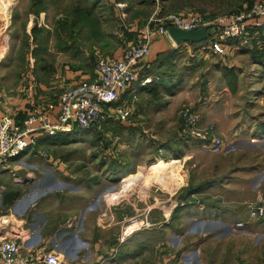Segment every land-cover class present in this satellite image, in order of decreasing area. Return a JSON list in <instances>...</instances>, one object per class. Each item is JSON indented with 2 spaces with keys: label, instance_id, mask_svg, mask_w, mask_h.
I'll return each mask as SVG.
<instances>
[{
  "label": "rangeland",
  "instance_id": "1",
  "mask_svg": "<svg viewBox=\"0 0 264 264\" xmlns=\"http://www.w3.org/2000/svg\"><path fill=\"white\" fill-rule=\"evenodd\" d=\"M117 1L125 4L129 0ZM255 1L261 0H184L182 2L187 4L186 8L177 11L174 6L180 2L170 4V9L166 0H130L129 3L137 8L136 14L147 15L146 18L153 14L162 16L185 10H194L206 18H213L246 10ZM124 4L113 6L108 4V0H0L1 96L17 98L22 95L20 88L27 82L36 84L37 80L44 81L39 76L47 75L55 71V68L68 69V60L72 57L70 51L80 44L87 45L94 41L93 46L98 48L96 43L101 41V46H106L103 50L106 53L113 52L122 44L124 47L129 39L132 40V36L135 38L137 35L132 32L136 24H129V12ZM205 45L197 48L200 50L196 55L176 50L174 63L171 65L169 62L166 69L171 70L169 80L172 79L170 84L174 91L166 93L164 97L151 94V100H146L149 104L153 102L150 107L162 102L164 107L166 101H169L164 119L152 121L146 117L139 119L130 116L124 121L127 127L111 121L105 125L101 122L88 130L76 128L70 137L61 139L57 144L44 143L38 146L41 154L32 156L29 164L16 163L17 167H14V163H11L10 167H0V215L4 211V205L1 204L3 195L13 190H18L23 196L53 191L74 195L79 191L78 194L87 196V200L91 199L84 212L96 206L100 214L105 208V202L96 194L98 191H91L94 183L112 180L121 170H129L135 165L137 154L156 149L168 158L158 160L153 165L173 159H178L179 163L166 167L163 165L161 167L164 168L151 172L149 178V166L136 170L145 175L139 176L142 177L139 183L130 182L136 189L115 206L118 215L109 222L111 226L105 235L97 234L100 240L116 242L122 238L124 243L129 242L134 232L138 231L130 234L137 226L133 225L124 234L133 218L147 220L148 226H141L139 230L151 229L163 224L164 209L166 213L178 207L194 209L203 205H216L230 208L233 213L240 215L234 225L238 221L244 223L242 228L247 233H242L245 238L241 239L248 242L249 246L246 255H231L225 244L234 243L230 241L234 237L223 238L219 233L222 242L214 250L220 253L218 264H264V246L254 244L256 239L264 241V234L258 232L264 217L259 220L250 219L246 213L249 204L264 200V74L260 72L262 68L254 64L251 54L243 49H235L219 57L212 54ZM227 64L234 65L229 76L222 71ZM153 81L157 82L154 77ZM227 85L234 88L230 86V94L226 92ZM184 106H190L196 113L206 108L209 112H218L221 117L230 114V119L219 123L222 129L219 135L229 144L222 153H204L196 146V142L185 138L182 123L178 120ZM198 123L202 127L206 125L204 121ZM155 132L164 136L169 144L185 145L184 142H190L188 145L191 148H187L190 151H185L184 146L178 152L161 150L162 146L154 143L157 139L152 138ZM120 143H127L131 148L135 146L138 152L130 151L135 160L127 157V152L117 154L120 160L117 169L109 162L111 155L105 156L103 150L108 146L110 153L106 151V154L114 152L116 155V147ZM50 156L65 164L59 168L53 164L54 160ZM141 160L138 159L137 163ZM179 175L182 176L181 185ZM154 179L159 182H154ZM120 187L114 188L116 190L113 192H118ZM109 189L112 190V186L108 185L104 191ZM145 208H152L146 218L143 212ZM77 209H73V214L77 213ZM231 218L234 219L233 216ZM77 219L71 228L65 225L67 219L63 220L58 236H61L63 229L76 230L74 233L80 231ZM233 231L240 233L243 229Z\"/></svg>",
  "mask_w": 264,
  "mask_h": 264
},
{
  "label": "crops",
  "instance_id": "2",
  "mask_svg": "<svg viewBox=\"0 0 264 264\" xmlns=\"http://www.w3.org/2000/svg\"><path fill=\"white\" fill-rule=\"evenodd\" d=\"M129 1L125 2L124 0V4L122 3L123 1L108 0V4L113 6H119L117 3L125 5L126 10L129 12L127 13V17L129 16L130 19L129 24H136V28L135 30L132 29V32L137 34L144 26V22L147 21L148 17L146 18L147 15L136 14L137 8L132 7ZM182 1L184 0H166L168 8L173 2H180L176 3L177 5L174 6L176 7V11L179 10V8H186L187 4ZM170 11H173V9ZM135 38L132 36V40L129 39L128 43L125 42L126 44L124 47L132 43ZM100 42L101 41H98L99 44L96 43L99 46L98 48L93 46V43H95L94 41H92V43L88 42L87 45L80 44L78 48L73 47V50L70 51L72 57L68 60L70 62L68 69L61 70L55 68V71L47 75L42 74V76H39L44 81L37 80L36 84H33L34 100L36 102L53 101L67 86L79 82H90L95 80L94 65L97 58L99 56L118 58L125 49L122 47L124 44H122L120 48H115L113 52L106 53L103 51L106 46H101ZM199 47L202 46L196 47L188 42L175 44L166 36L156 38L151 45L149 56L138 66L139 76L137 81L130 84L120 95L117 104L133 102L131 118L137 117L141 119L146 117L152 121L164 119L166 117V104H168L169 101H166L164 107L162 105L163 102L159 105L155 104V106L150 107V104L153 103H148L151 100V94H158L156 95L158 97H164L166 93L171 94L174 90L172 88L173 86L170 84L172 79L169 80V76L172 74L170 72L171 70L166 69L169 67V62L171 65L174 63L173 60L177 54L176 50L179 52L185 50L188 55H196L200 50L197 49ZM241 49L249 53V51L244 48ZM225 66L234 68L233 64H227ZM258 68L262 67L258 65ZM260 72L264 74L263 69H261ZM153 77L157 82L153 81ZM146 78H149L150 82L142 85L141 81ZM154 83H156V85ZM229 88L230 86L228 85L225 88L228 94H230ZM57 90L60 91L56 92ZM38 91L41 93L38 94ZM205 109L206 108L197 112L199 121H204L206 124L212 123L216 127V133L218 132L217 134H219L220 131H222L221 127H219L220 121H225L228 118L230 119V114H224V117H221L218 112H209ZM29 110V102L24 98L23 94L19 95L17 98H6L4 95L1 96L0 93V116L9 115L17 124L21 125ZM112 119V117L106 116L101 122L105 125L111 121H117L122 127H127L124 121L115 118V120ZM178 120L181 121L180 115H178ZM75 129L76 128L69 131L57 132L54 135L40 133L37 136L38 146L52 142L51 140L55 137L60 139L68 138L70 134H73ZM152 138L157 139L154 142L155 145H161V150L163 149L170 153L174 150L178 152V149L183 146L186 148L185 151H190V149L187 148H191L189 147L190 144L188 145V143H190L188 141L184 142L185 145L177 143L169 144L167 143L169 141L165 139L164 136H160L156 132L152 134ZM60 141L62 140H59V142ZM191 141L196 142V146L200 147L201 141ZM57 143L58 142H56V144ZM105 148L106 149L103 150L105 153L104 155H111L109 162L115 168L117 167V169L119 168L120 160L116 156H118L117 154L120 152H127V157H131L132 160L136 158L142 160L140 163H137L138 159H136L135 165L129 170L125 167L126 170H121L120 173H117L116 177L114 176L113 179L110 180L112 182L107 181L108 183H104L102 180L94 183L91 191H98L96 194L105 202V208L100 214H98L96 206L84 212L91 199L87 200V196L83 197L78 194L79 191L75 192L76 194L74 195L69 193L60 194L56 193L57 191H53L47 193H33V196L28 194L23 196L18 190H13L12 193H5L1 200V204L4 205V211L2 215H0V220H2L0 223V240H14L23 249H32L37 255L41 252L55 251L59 256L60 264H218L217 261L218 257H220V253L217 251L214 252V250L218 249L221 245L220 243L222 241H220V235H218L220 233L223 238L234 237V240H230L234 241V243L226 242L225 244L226 249L230 250L229 253L231 255H246L249 249L248 242L241 239L245 238L243 237L245 234L242 233H247V231H245L246 229L242 228V232L234 233L235 231H233L232 228L234 227V222L240 218V215L233 213L230 208H221L216 205H203L194 209L178 207L166 213V209H164L162 210V216L165 220L162 225L151 229L132 230L130 234L135 231L132 236L133 239L129 240L127 243H124L122 238L116 242L100 240L97 234L99 235L101 233V235H105L108 232V228L111 226L109 222L118 215L115 206L119 205L122 201V199L119 198L125 197L136 189L130 182L139 183V181L142 180V177L139 176L145 175L142 171L136 170L149 166V178L151 172L164 168L161 166L164 165L166 167L179 163L178 159H173L153 165L158 160H167L166 158L168 157H164L165 155L161 152L158 153L156 149H151L150 152L146 151V153H142L141 155L137 154L138 157L135 156V158L130 155V151H134L133 153L138 151L135 146L131 148L127 143H120L117 145L116 155H114V152L107 155L106 151H108V153L110 152L108 146H105ZM170 148L172 150H170ZM179 151L182 150L180 149ZM35 154V150L27 149L18 158L10 160L9 164H29L31 157ZM50 158L53 159L52 156H50ZM53 160V164H57L59 168L65 164V162H61L57 158ZM9 164L8 167H10ZM142 164L143 166H141ZM14 167H17V165ZM133 172H135V174ZM155 173L153 174L154 176ZM135 176L138 177L128 180ZM179 177L181 185L182 176L179 175ZM154 182L159 181L154 179ZM108 185L112 186V190L109 189L110 191H104L105 187ZM118 186H121V189L118 192H113ZM75 207H78V211L73 214V209ZM151 209L152 208L149 210L151 211ZM246 213L248 215V212ZM232 216L234 219L231 218ZM76 218H78L77 222L81 230L74 233L76 230L63 229L61 236H58L59 227L63 220L67 219L65 225L71 228L72 225L75 224ZM261 222L263 223L260 224L258 232L264 234V221ZM127 230L128 229L124 230V234L127 233ZM254 244L255 246H264V241L260 242L259 239H256ZM213 256H216V258L213 259Z\"/></svg>",
  "mask_w": 264,
  "mask_h": 264
},
{
  "label": "built area",
  "instance_id": "3",
  "mask_svg": "<svg viewBox=\"0 0 264 264\" xmlns=\"http://www.w3.org/2000/svg\"><path fill=\"white\" fill-rule=\"evenodd\" d=\"M174 26L182 30H197L209 26L211 34L205 43L212 54L223 57L235 49L250 48L253 40L261 37L264 44V0L253 2L246 10L206 18L194 10L170 12L165 15H151L135 40L120 57L99 56L95 61V80L67 86L55 100L36 102L34 85L26 83L20 93L29 102L30 110L20 125L9 115L0 116V167H8L10 160L18 158L25 150L38 149L37 136L40 133L54 135L57 132L80 128L88 130L99 124L104 117H115L127 121L132 114L133 102L114 105L130 84L137 81L138 66L150 54L156 38L168 37L167 28ZM146 78L142 85L149 83ZM182 133L187 139L201 141L204 153H222L229 144L216 133L213 124L201 126L198 115L190 106L180 112ZM47 156L46 153H43ZM119 199H123L119 198ZM150 210L144 209L146 215ZM250 219L264 217V200L259 199L248 206ZM147 227V220L132 219L131 224ZM71 226V223H70ZM244 223L238 221L233 230H241ZM0 264H60L55 251L36 254L32 249H23L11 239L0 240Z\"/></svg>",
  "mask_w": 264,
  "mask_h": 264
},
{
  "label": "water",
  "instance_id": "4",
  "mask_svg": "<svg viewBox=\"0 0 264 264\" xmlns=\"http://www.w3.org/2000/svg\"><path fill=\"white\" fill-rule=\"evenodd\" d=\"M168 37L175 43L180 44L182 42L188 43H200L207 40L211 34L209 26H204L197 30H182L174 26L167 28Z\"/></svg>",
  "mask_w": 264,
  "mask_h": 264
},
{
  "label": "trees",
  "instance_id": "5",
  "mask_svg": "<svg viewBox=\"0 0 264 264\" xmlns=\"http://www.w3.org/2000/svg\"><path fill=\"white\" fill-rule=\"evenodd\" d=\"M261 40H262L261 37H258L257 40L254 39L252 46L250 48H245V50L249 51V53L251 54V59L253 60V62L255 64L261 66L262 69L264 70V44ZM206 42H207V40L200 42V43H192V45L198 47V46L204 45ZM223 67L224 68H222V71H225L227 76H229L232 73V71L234 70L233 68L227 67L225 65ZM232 80H234V77ZM228 84H229V82H228ZM229 86H231V85H229ZM231 88L234 89L232 86H231ZM114 105H117V102ZM97 125H99V124H96L95 126H97ZM262 127L264 129V125H262ZM59 140H61V139L55 137L54 139L51 140L52 142H50V143H56V142H59Z\"/></svg>",
  "mask_w": 264,
  "mask_h": 264
},
{
  "label": "bare ground",
  "instance_id": "6",
  "mask_svg": "<svg viewBox=\"0 0 264 264\" xmlns=\"http://www.w3.org/2000/svg\"><path fill=\"white\" fill-rule=\"evenodd\" d=\"M131 227H134V226L132 225V226H130V227H127L126 229H129V228H131Z\"/></svg>",
  "mask_w": 264,
  "mask_h": 264
}]
</instances>
